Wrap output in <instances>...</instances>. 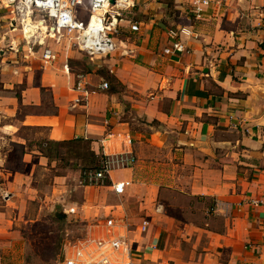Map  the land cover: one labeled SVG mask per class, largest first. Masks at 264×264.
Instances as JSON below:
<instances>
[{
    "label": "crops",
    "instance_id": "1",
    "mask_svg": "<svg viewBox=\"0 0 264 264\" xmlns=\"http://www.w3.org/2000/svg\"><path fill=\"white\" fill-rule=\"evenodd\" d=\"M132 1L110 56L54 50L45 64L0 0V264L24 262L25 230L45 209L32 219L40 174L57 161L39 146L75 139L101 160L135 161L107 185L84 171L81 198L56 218L124 217L145 264H264V208L250 203L264 201V0H211L199 17L190 0ZM176 42L185 52L164 53ZM77 74L88 90L79 104Z\"/></svg>",
    "mask_w": 264,
    "mask_h": 264
},
{
    "label": "built area",
    "instance_id": "2",
    "mask_svg": "<svg viewBox=\"0 0 264 264\" xmlns=\"http://www.w3.org/2000/svg\"><path fill=\"white\" fill-rule=\"evenodd\" d=\"M10 8L13 24L11 30H18L23 44L29 53L33 47H42L41 60L52 64L58 59L57 52L43 47L44 40L59 42L67 36L75 49L89 60L94 57H107L117 49L116 38L119 34V22L126 12L134 7L132 0H5ZM111 2H113L111 4ZM211 0H190L192 13L199 17L208 8ZM130 30L138 32L139 26L131 24ZM180 32L186 36L191 33L186 29ZM185 52L183 44L173 43L164 53ZM68 70V67L66 66ZM85 78L75 75L74 90L81 93L75 104L85 100ZM99 90H107L108 83L103 81ZM84 95V96H83ZM131 155L104 157L98 170L89 171L86 176L95 186L108 179L109 173L117 168L129 167L134 163ZM117 194L123 192V184H115ZM254 206L264 208V201L251 200ZM131 224L122 216L109 214L95 217L84 226V234L72 241H65L62 246L60 264H145L139 260L130 239ZM149 222L143 220L138 232H147Z\"/></svg>",
    "mask_w": 264,
    "mask_h": 264
},
{
    "label": "rangeland",
    "instance_id": "3",
    "mask_svg": "<svg viewBox=\"0 0 264 264\" xmlns=\"http://www.w3.org/2000/svg\"><path fill=\"white\" fill-rule=\"evenodd\" d=\"M13 31L15 30L13 29ZM15 34L20 36L19 32ZM43 47L59 53L63 51L72 52L73 54L77 53V50L72 46V42L67 36L61 38L59 42L45 39ZM36 50H39L38 46L33 47V51ZM80 55L82 59L88 61L86 56ZM59 152L61 153L59 156L55 151L51 154V159L57 161V171L53 170L52 172L40 174V180L37 184L38 198L33 202L32 211L34 213L31 212L32 219L36 217L35 209L37 208V204L45 205V209L40 213V218L30 224V226H27L25 230V255L22 264H60L59 261L64 242L72 241L84 234L82 223L74 219H58L55 217V211L56 206L62 208V204L78 201L81 198L78 176L88 167L83 166L80 160L65 155L66 149L60 148ZM59 158H63V160L60 161ZM54 174L64 175L62 183H54ZM58 191L62 192L59 193ZM39 200L40 202H38ZM58 212L60 213V211ZM64 213L67 215L66 212Z\"/></svg>",
    "mask_w": 264,
    "mask_h": 264
},
{
    "label": "trees",
    "instance_id": "4",
    "mask_svg": "<svg viewBox=\"0 0 264 264\" xmlns=\"http://www.w3.org/2000/svg\"><path fill=\"white\" fill-rule=\"evenodd\" d=\"M108 83V88H110V84L112 79H106ZM44 94V90L41 88V95ZM63 148L66 149L65 155L80 160L83 166H87L88 168L85 170L87 171H94L100 168L101 157L95 155L89 147V143L82 139H75L71 141H63V142H53V141H45L43 145L39 146L41 153L46 155L48 158L51 159L52 152H56L59 156L61 154L59 149ZM60 161L63 158H59ZM83 172V171H82ZM81 176V175H80ZM107 180L103 182L105 184ZM107 185V183L105 184Z\"/></svg>",
    "mask_w": 264,
    "mask_h": 264
},
{
    "label": "water",
    "instance_id": "5",
    "mask_svg": "<svg viewBox=\"0 0 264 264\" xmlns=\"http://www.w3.org/2000/svg\"><path fill=\"white\" fill-rule=\"evenodd\" d=\"M113 2H111V4H112ZM56 216H57V218H63L64 217V215L63 216H61V215H59L58 213L56 214Z\"/></svg>",
    "mask_w": 264,
    "mask_h": 264
}]
</instances>
